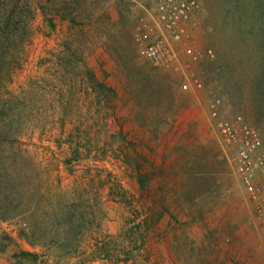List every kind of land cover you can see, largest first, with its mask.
I'll return each instance as SVG.
<instances>
[{"label": "rangeland", "instance_id": "374dc122", "mask_svg": "<svg viewBox=\"0 0 264 264\" xmlns=\"http://www.w3.org/2000/svg\"><path fill=\"white\" fill-rule=\"evenodd\" d=\"M198 1L156 67V0H0V264H264L207 107L264 142V0Z\"/></svg>", "mask_w": 264, "mask_h": 264}, {"label": "built area", "instance_id": "2783aa9c", "mask_svg": "<svg viewBox=\"0 0 264 264\" xmlns=\"http://www.w3.org/2000/svg\"><path fill=\"white\" fill-rule=\"evenodd\" d=\"M155 14L160 34L144 44L141 54L156 67L168 66L177 60V53L170 40H190L193 25L201 21L203 14L198 0H156ZM191 55L197 59L202 56L211 58L214 54L211 49L195 48ZM182 88L199 89L201 83L197 78H190L182 84ZM207 107L209 119L218 136L226 146L236 149L233 159L234 171L264 229V142L261 134L240 114L231 118L225 117L220 97H212Z\"/></svg>", "mask_w": 264, "mask_h": 264}, {"label": "trees", "instance_id": "16d2710c", "mask_svg": "<svg viewBox=\"0 0 264 264\" xmlns=\"http://www.w3.org/2000/svg\"><path fill=\"white\" fill-rule=\"evenodd\" d=\"M14 4H16V3H14ZM19 9H20V13H22L23 14V6H20L19 7ZM14 10H13V8H12V10H11V14H12V12H13ZM27 12H29V8H27ZM9 20H6L5 21V26H4V28L6 29V26H8L7 25V22H8ZM1 25V24H0ZM3 29V27L2 26H0V30H2ZM3 32V31H2ZM5 43L7 44V47H10V46H12V45H14L15 44V39H6L5 40ZM0 44H1V41H0ZM3 46V45H2ZM104 89H105V91H107L108 93H110V94H115V91L112 89V88H110V87H108V86H106L105 84H104ZM141 186H142V189L144 188V186H145V183L143 184V183H141ZM24 235V237L25 238H27L28 236L26 235V234H23ZM23 254H25V255H32L30 252H24Z\"/></svg>", "mask_w": 264, "mask_h": 264}]
</instances>
